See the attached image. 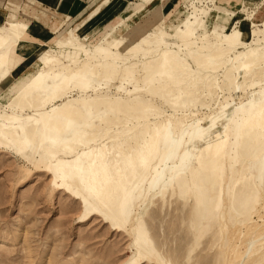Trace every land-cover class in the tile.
<instances>
[{"label":"rangeland","instance_id":"obj_1","mask_svg":"<svg viewBox=\"0 0 264 264\" xmlns=\"http://www.w3.org/2000/svg\"><path fill=\"white\" fill-rule=\"evenodd\" d=\"M165 1L160 0V4L145 17L140 14L133 20L137 13L125 17L123 23L110 32L114 36L103 34L79 38L91 47L102 39H106L109 45L122 42L125 51L141 37L159 34L165 21L182 25L187 13L193 11L191 0H177L180 4L170 17L163 12ZM221 1H195L198 7L205 9L204 14H199L200 24L215 26L218 33L227 32L231 22L247 18L250 12L257 10H249L246 4L236 11ZM261 1L264 5V0ZM247 23L245 30L248 33V20ZM196 27L198 34L210 29L203 30L200 25ZM67 31L76 35L68 29L59 32L52 40L65 37ZM165 31L170 32L168 23H165ZM211 36L215 41V35ZM156 46L153 45L152 49L156 50ZM170 48L177 49L174 46ZM245 49L238 46L231 53L227 68L235 64L232 61L235 54ZM148 50L149 47L142 46L136 60L143 63L155 58L157 52ZM186 52L184 49L181 55L187 59L189 68L195 70V75L209 73L210 82L204 83L203 93L196 95L195 101L193 97L186 98L190 102L179 112L173 110L169 98L155 90L152 74H144L142 66H138L133 75L150 80L149 84L127 85L119 78L95 84L100 97L131 99L134 109L130 114L134 117L142 106L146 107L145 110L154 108L161 111L159 119L167 124L170 132L175 118L186 117L184 126L175 130L169 144L161 145L159 155L171 152L168 162L158 169L166 174L168 182L155 179L158 173L152 171L138 186L136 192L141 197L133 201L131 208V219H140L139 229L146 235L150 251L138 253L134 237L129 232L132 229L130 223L124 225L115 221L81 195L56 189L52 183L53 175L46 171V161L37 148L27 159L23 155L29 151L19 154L16 150L0 146V264H226L232 252L230 245L239 240V232L237 235L233 233L239 228L245 231L251 216L259 224L263 223L264 141L256 140L238 147L239 134L235 124L242 114L254 108V103L261 96L260 91L264 90V62L258 75L253 76L250 72L239 87L230 83L232 74L226 72V68H198ZM34 65L37 69L39 62L36 60ZM34 69L30 67L26 77L13 79L3 87L2 83L7 78L1 82L0 110L5 109L6 102L35 73ZM251 79L255 80L253 87L249 86ZM13 81L14 86L9 88ZM211 82L214 83L209 86ZM12 87L15 89L11 90ZM186 87L193 88L194 85ZM7 88L12 93H7ZM78 94L80 92L75 91L70 95ZM87 95H95V91H89ZM244 105L247 109L240 112ZM227 125L230 126L232 143L221 164L220 175L213 177L199 169L194 151L214 131H224ZM191 169L199 170L201 180L196 184L192 182ZM260 257L262 259L257 264H264V256Z\"/></svg>","mask_w":264,"mask_h":264},{"label":"bare ground","instance_id":"obj_2","mask_svg":"<svg viewBox=\"0 0 264 264\" xmlns=\"http://www.w3.org/2000/svg\"><path fill=\"white\" fill-rule=\"evenodd\" d=\"M191 1L193 11L187 13L182 25L165 21L170 32L165 31L164 23L159 34L143 36L125 51L122 42L109 45L106 39L94 47L88 46L70 31L65 37L51 40L38 52L39 66L35 73L6 102L5 109L0 110V146L19 154L29 151L23 155L27 159L37 148L46 161V171L53 175L56 189L81 195L115 221L130 223L129 232L138 253L150 251V247L146 235L139 229L140 219H131L133 201L141 197L136 191L154 170L158 173L155 179L168 182L166 174L158 169L168 162L171 152L159 155L161 145L169 144L175 130L184 126L186 117L175 118L170 132L167 124L159 119L161 111L154 108L147 111L142 106L134 117L130 114L134 109L131 99L100 97L95 84L114 78L127 85L149 84L150 80L133 75L142 66L144 74H152L155 90L169 98L173 110L179 112L187 108L190 101L186 98L193 97L195 101L196 95L203 93L204 83L210 82L209 73L199 76L189 68L187 59L181 55L184 49L198 68H226L232 74L230 83L239 87L250 72L258 75L264 62V19L255 21L256 11L231 22L227 32L218 33L213 26L200 24L199 14H204L205 9L198 7L196 0ZM243 20L249 21L248 33L241 24ZM197 25L203 30L210 29L198 34ZM27 28V23L10 20L0 25V84L23 59L17 48L27 37ZM211 34L215 35V41ZM153 45H157L156 50L152 49ZM142 46L149 47L148 52H157L156 57L138 62ZM238 46L246 49L236 53L232 58L235 64L227 68L228 58ZM188 84L194 87L187 88ZM254 85L255 80L251 79L249 86ZM75 91L80 94L71 96ZM89 91H95V95H87ZM260 93L254 108L242 114L235 124L238 147L264 141V90ZM208 95L212 97L211 93ZM246 109L244 105L240 112ZM229 127L214 131L194 151L199 169L210 176L220 175L221 164L227 157L232 143ZM191 173L192 182L198 183L199 170L191 169ZM249 221L245 231L239 228L232 232L233 235L239 232V240L235 244L232 240L229 246L232 256L226 264H257L262 259L260 256H264V221L259 224L252 216Z\"/></svg>","mask_w":264,"mask_h":264},{"label":"crops","instance_id":"obj_3","mask_svg":"<svg viewBox=\"0 0 264 264\" xmlns=\"http://www.w3.org/2000/svg\"><path fill=\"white\" fill-rule=\"evenodd\" d=\"M220 3L236 11H240L247 4L249 10L257 8L254 20L264 19V5L261 4V0H222ZM147 4L149 5L146 6ZM159 4L160 0H0V25L7 20L28 24L27 37L17 48L23 59L10 73V77L2 83V87L13 79L20 80L26 77L30 67L36 69L34 63L38 52L59 32L72 29L76 35L87 39L100 37L103 34L107 37L114 36L110 32L123 23L125 17L134 13L137 14L133 20L140 14L145 17ZM163 4V12L171 17L180 3L177 0H166ZM241 24L247 29L246 20ZM213 27L216 29L215 26ZM67 33L68 31L65 34ZM14 82L9 88L11 85L14 86ZM9 88L7 93H12L10 91L15 89Z\"/></svg>","mask_w":264,"mask_h":264}]
</instances>
